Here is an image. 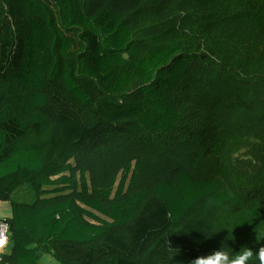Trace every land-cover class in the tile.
I'll return each instance as SVG.
<instances>
[{"label": "trees", "instance_id": "trees-1", "mask_svg": "<svg viewBox=\"0 0 264 264\" xmlns=\"http://www.w3.org/2000/svg\"><path fill=\"white\" fill-rule=\"evenodd\" d=\"M0 199L2 264L258 250L264 0H0Z\"/></svg>", "mask_w": 264, "mask_h": 264}, {"label": "clouds", "instance_id": "clouds-1", "mask_svg": "<svg viewBox=\"0 0 264 264\" xmlns=\"http://www.w3.org/2000/svg\"><path fill=\"white\" fill-rule=\"evenodd\" d=\"M192 224L196 226V223ZM204 232L207 234L205 239L209 238V232ZM228 239H231L229 233L227 237L221 241L219 248L209 252L207 255H200L192 259L190 264H254L255 259L259 260V264H264V245H261L258 250L254 249L252 246L244 247L238 255L232 256L225 248V240L228 241ZM29 247L35 248L37 244L33 242ZM51 255H54L51 249L47 251L41 249L39 252L38 264H47Z\"/></svg>", "mask_w": 264, "mask_h": 264}, {"label": "rangeland", "instance_id": "rangeland-1", "mask_svg": "<svg viewBox=\"0 0 264 264\" xmlns=\"http://www.w3.org/2000/svg\"><path fill=\"white\" fill-rule=\"evenodd\" d=\"M255 141L256 140L253 138L241 139V149H239L235 155H241L242 152H244V146H243L244 144H247V143L249 144L250 142H255ZM203 155H204V153L201 154V157H203ZM204 158H205L204 162H205V168H206L205 171L212 173V174L213 173L217 174V175L222 176V177L225 176L224 173H222V171L218 168L217 162H216L213 154L204 155ZM13 199L31 202L35 199V192L32 190L31 186L24 185L13 193ZM1 205H4L8 209L10 208V210H11V201L10 200L0 199V208H2ZM4 209L5 208H3V210H1L0 212L1 213L5 212ZM3 215H5V214H3ZM47 264H60V263H59V261H57V259L55 257H53L51 255Z\"/></svg>", "mask_w": 264, "mask_h": 264}, {"label": "built area", "instance_id": "built-area-1", "mask_svg": "<svg viewBox=\"0 0 264 264\" xmlns=\"http://www.w3.org/2000/svg\"><path fill=\"white\" fill-rule=\"evenodd\" d=\"M10 225L6 218H0V256L4 253V247L9 240Z\"/></svg>", "mask_w": 264, "mask_h": 264}, {"label": "crops", "instance_id": "crops-1", "mask_svg": "<svg viewBox=\"0 0 264 264\" xmlns=\"http://www.w3.org/2000/svg\"><path fill=\"white\" fill-rule=\"evenodd\" d=\"M2 208H0V211L3 210V208H5V212H0V218H9L12 215V209L10 210V208L8 209L7 207H5L4 205H1ZM7 208V209H6ZM5 214V215H3ZM12 248V241L9 238L8 242H7V246L4 247V253H9L11 251ZM53 256V255H52ZM54 257V256H53ZM58 261V260H57ZM60 263V262H59ZM2 264V263H0ZM6 264V263H5ZM61 264V263H60Z\"/></svg>", "mask_w": 264, "mask_h": 264}]
</instances>
